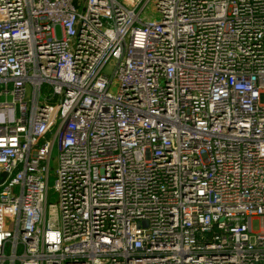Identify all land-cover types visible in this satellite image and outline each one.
Segmentation results:
<instances>
[{"label":"built area","instance_id":"built-area-1","mask_svg":"<svg viewBox=\"0 0 264 264\" xmlns=\"http://www.w3.org/2000/svg\"><path fill=\"white\" fill-rule=\"evenodd\" d=\"M151 2L0 0V264H264V0Z\"/></svg>","mask_w":264,"mask_h":264},{"label":"rangeland","instance_id":"rangeland-1","mask_svg":"<svg viewBox=\"0 0 264 264\" xmlns=\"http://www.w3.org/2000/svg\"><path fill=\"white\" fill-rule=\"evenodd\" d=\"M154 5V0H152V2L149 4L148 8L144 10L143 14L141 15V20H157L159 18V13L153 8ZM57 167V147L54 146V148L52 149L51 152V157H50V164H49V168H50V172H49V178H48V182H47V187H48V191H49V195H48V200L47 203L48 204H56L57 203V198L56 195L53 192V186H54V172L56 170ZM257 222L253 223V228L256 230L257 229Z\"/></svg>","mask_w":264,"mask_h":264}]
</instances>
